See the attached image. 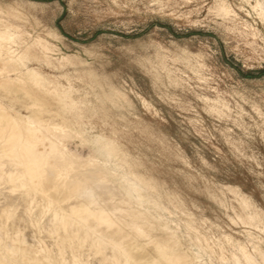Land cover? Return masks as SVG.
<instances>
[{"label":"rangeland","instance_id":"1","mask_svg":"<svg viewBox=\"0 0 264 264\" xmlns=\"http://www.w3.org/2000/svg\"><path fill=\"white\" fill-rule=\"evenodd\" d=\"M225 1L237 16L217 15L214 0H83V14L92 22L72 31L60 17L65 5L68 15L79 13L76 0H0L6 12L7 5L19 9L9 17L13 22L54 45V68L36 58L27 64L74 82L89 108L84 141L113 137L121 157L154 186L149 194L165 208L163 220L178 225L181 247L207 264L239 255L227 237L250 252L253 245L264 249V59L258 54L264 50V18L245 0ZM242 20L257 31L254 39ZM57 56L70 57L63 68ZM11 76L24 77L18 71ZM10 99H1L10 114L27 113ZM72 137L67 147L87 156L90 146ZM240 196L255 207L244 211ZM256 210L258 225L245 224L241 218Z\"/></svg>","mask_w":264,"mask_h":264},{"label":"bare ground","instance_id":"2","mask_svg":"<svg viewBox=\"0 0 264 264\" xmlns=\"http://www.w3.org/2000/svg\"><path fill=\"white\" fill-rule=\"evenodd\" d=\"M245 1L248 2L251 9L258 16L264 18L256 8L257 4L264 3L263 0H253V4L249 3L251 0ZM217 2L218 0H214L212 7H210L213 8ZM225 3L231 8L226 1ZM7 7L11 9L8 12L4 11L3 6L0 5V33L15 34L18 39L12 43L11 47H9L6 41H0V53L8 58L9 61H15L14 64L9 65L12 69L10 73L7 71L3 61H0V70L3 71V75L0 76V240L4 241V244L0 245V259H12L17 261L18 264H26V262H31V264H47L49 259H87L85 255L74 257L72 249L70 247L65 248L64 223L63 221L57 222L45 214L46 197L37 191L36 188V185L40 183L39 177L46 170L45 165L58 162L73 169L76 175H83L84 171L105 173L109 178V182L105 187L111 193L107 199L113 201V203L105 205L103 210L116 212L129 226H143L154 235L171 240L173 243L169 247L173 249L172 255L176 258L191 260L194 264H204V259V262L202 261L203 256L201 257L199 253H195L194 250L192 253H188L182 248L183 246L181 247L178 225L171 227L167 220H163L160 211L165 210V208L161 206L159 200L152 198L149 194V191L154 186L149 181L144 180L134 170L135 168H133L132 163L121 157L120 146L116 144L113 137L104 134L91 137L90 140L92 142H95L99 137H103L112 146L110 154H100L88 149L90 152L88 151V155L84 157H90L95 162V167L92 169H84V165L89 161L83 159V156L67 147V140L73 138L72 136H77L83 141L86 140L83 134L85 133V124L90 121V116H86L89 108L85 107L84 99L78 95L79 93L77 94L78 90L74 88L73 81H71L69 76L63 73H59V75L54 73L48 74L39 67L28 66L27 63L31 59L36 58L43 66L54 68V63L50 57V53L54 51V45L41 34L32 36L25 29L24 25L13 22L9 18L10 15L19 14L20 11L13 5H7ZM231 13V16L227 19L238 15L232 8ZM219 16L225 18L223 15ZM241 24L244 29L247 27L251 29L247 21L242 20ZM250 35L254 39L257 31L251 29ZM18 58L23 59L26 66L21 65ZM68 59H70L69 56H57L55 58L58 66L61 68L64 67V62L68 61ZM30 69L38 71L39 79H32L29 75ZM16 71L22 73L24 77H12L11 73H15ZM61 78H64L65 82L61 81ZM26 83H30L35 89H29ZM3 97L14 99L23 104L27 113L21 114L20 112H15L14 115L10 114L11 111L9 112L6 108L7 104L5 105L1 100ZM206 98L207 96L205 100ZM11 99L10 102L12 101ZM224 106L226 107V103ZM65 148L67 149V153L63 151ZM232 190H230V193ZM237 193L239 194V192ZM231 194L234 195L236 193ZM245 199V197L240 196V207L242 206V201ZM170 202L172 203V201ZM80 204L81 207H86L85 201H80ZM13 205L20 210L13 215H9V210ZM150 207L154 208L153 214L149 212ZM232 208L234 207L232 206ZM246 214L245 218L242 215L243 218L241 219L243 222L257 226L260 222L259 217L261 216L258 215L259 211L258 213L254 211ZM218 224L221 225L219 222ZM191 229L190 224H186V231L189 232ZM227 241L231 244H236L239 255L233 252L231 259L228 257L229 261L225 260V255H223L224 257L222 256L220 259L225 264H246L248 257L257 258L256 256L260 255L259 245H253L252 252H250L244 247L245 243H234V240L230 237H227ZM203 242H205L206 249L209 248L213 251L205 237ZM9 244L15 250V254L8 251ZM54 245L59 246L53 247ZM199 245L202 247L201 244Z\"/></svg>","mask_w":264,"mask_h":264},{"label":"snow or ice","instance_id":"3","mask_svg":"<svg viewBox=\"0 0 264 264\" xmlns=\"http://www.w3.org/2000/svg\"><path fill=\"white\" fill-rule=\"evenodd\" d=\"M60 3L64 4V0H60ZM84 7L83 0H76L73 8L78 9L79 13L68 15L65 5V14L60 19L64 20L68 29L76 31L77 26L83 29L90 25L92 18L83 14ZM213 8L218 15H223L226 19L232 14L225 0H218ZM256 8L260 15L264 16V3L257 4ZM17 39L15 34L0 33V41H6L9 47ZM258 54L264 59V50L259 51ZM18 59L21 65L26 66L23 59ZM0 61H3L10 73L12 69L9 65L14 64L15 61H9L2 53H0ZM2 75L3 71L0 70V76ZM29 75L34 80L39 79L38 71L30 69ZM261 108L264 110V105ZM84 143L88 144L93 152L100 154H110L112 148L103 137L97 138L95 142L84 141ZM63 151L67 153L66 148ZM83 159L89 161L84 165V169L95 167V162L90 157ZM45 169L39 177L40 183L36 185L37 191L46 197L45 214L57 222L63 221L65 248L70 247L74 257L87 256V259L83 260L49 259L47 264H194L191 260L172 255L173 249L169 247L173 243L171 240L154 235L143 226H129L116 212L103 210L105 205L113 203L107 199L111 193L105 187L109 182L105 173L84 171L83 175H76L73 169L58 162L45 165ZM80 201H85L86 207H81ZM242 207L245 211H250L255 205L245 199L242 201ZM19 210L13 205L9 215ZM261 215L264 218V205L261 208ZM3 244L4 241L0 240V245ZM8 251L15 254L11 244L8 245ZM0 264H18V262L12 259H0ZM204 264H207V261ZM246 264H264V249L261 250L259 258L248 257Z\"/></svg>","mask_w":264,"mask_h":264}]
</instances>
